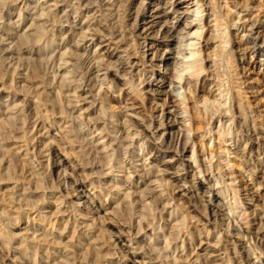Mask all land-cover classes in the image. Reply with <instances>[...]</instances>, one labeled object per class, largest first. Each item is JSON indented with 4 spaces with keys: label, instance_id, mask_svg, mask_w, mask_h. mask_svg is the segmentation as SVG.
<instances>
[{
    "label": "rangeland",
    "instance_id": "374dc122",
    "mask_svg": "<svg viewBox=\"0 0 264 264\" xmlns=\"http://www.w3.org/2000/svg\"><path fill=\"white\" fill-rule=\"evenodd\" d=\"M117 1L119 4L116 9L120 7V11L117 16L114 12L109 24L117 22L118 19V23H124L130 27L141 7L142 0ZM180 1L145 0L148 8V24H145L146 27L140 24L138 27L140 30L136 33V35L139 34L137 41L141 47L140 44L136 45L129 52L134 62L141 61L140 56L145 55L144 61L147 64L142 65L141 61L129 70L133 71L136 83H138V70L145 71L146 77L154 72L151 80L156 79L155 84L158 85H148L149 80H146L140 85L144 96L138 97L133 92L131 84L128 83L127 77L120 72L118 76L115 72L110 73L114 89L108 93L104 92L108 87V84H105L99 91L105 105L106 119H103L97 114L100 104L95 109L97 111L85 113L82 109L71 107L75 105V102L70 103L67 99L73 97L69 96V92L64 91V93L58 89L60 82H68L72 74L68 73L64 77V68L56 71L58 51H62L64 43H67L62 38L71 36L69 28L75 25V34H79L81 27L86 29L89 23L93 22L92 25H94L96 20L100 19V12L96 14V19H91L95 12H88L86 6L82 5L76 10L81 3L80 0H0V161L2 160L0 163V264H32L31 262H36V264H46V262L47 264H69V262L71 264H141L127 261L131 256L130 252L135 251L136 248L141 254L147 250L151 251V247L161 249L164 246V242L154 243L157 236L152 238L151 235L154 233L155 226H158L159 235L164 234L162 228L166 229L165 234H167L170 226L175 223L169 214L173 207L174 210L179 209L181 217L183 215L189 217L191 221L189 223L187 221V224L195 236L199 235V229H204L206 224L212 230V234L215 233L214 235L218 236L221 231L224 234L222 237H225V232L226 234L228 231L231 233L232 223L238 222L240 232L247 235L245 241L248 237H252L247 243L250 253L252 252V258L248 264H264V59L262 60L264 52L260 51L248 37L264 24V0H203L198 6L196 5L197 0H194L192 10L196 9L202 13H191L196 14L194 17L196 22L202 19L204 28L199 29V31L203 30L202 37L192 38L195 36L193 33L195 28L192 30L193 35L186 36L180 33L181 37L185 36L180 42V58L161 61L167 53L166 50L177 44L174 41V44L166 46L163 41L159 43L154 38L158 36L159 31L163 33L167 26L168 28L176 27L178 31L184 30L187 20L191 18V15L180 16L183 14L180 12H183L187 5L185 0L182 4H178ZM56 2L59 6L66 8L71 16L72 23L64 22L66 26L64 28L60 19H57L63 16V11H58L56 18L53 16L57 10L54 6ZM125 8H128L126 13H124ZM61 18L62 21L66 20V17ZM150 26L153 27L148 30ZM146 29L148 37H145L146 33L144 34ZM160 36L162 34L158 37ZM75 39H79V35ZM82 45L87 49L80 48L78 52L84 53L86 57L95 52L98 44L84 41ZM122 49L114 51V54L126 57L127 52L120 54ZM195 50L201 51L204 59L202 66L205 69L196 79L192 76L196 69L186 68L188 63L201 59L198 54L195 57L192 56ZM157 52L158 57H153ZM173 55L176 56V52ZM167 66L170 67L166 68ZM85 67L84 64V69ZM176 68H178L177 75H175ZM190 76H192V82L185 87V78ZM172 78L174 80L170 83ZM162 79L164 82L161 81ZM90 86H85V89L96 88L94 82ZM43 90L47 92L40 94ZM97 92L94 91V93ZM171 92L178 94L179 98L185 101L181 107L188 110L183 112L182 116L186 119V134L191 137L192 142L184 152L182 159H179L180 155L176 152L181 150L180 140L185 131L181 125L174 122L177 118L169 113L171 109H174L168 103ZM79 93H82V96L85 95L83 91H78ZM203 96H208L210 100L217 98L222 102V106H219L218 102L214 104L213 109L216 113L213 116L211 109L206 111L203 103H199ZM90 101L92 97L88 95L87 103L81 101L78 104L87 108L90 106ZM54 102L57 104L55 108H53ZM38 104H40L39 107H37ZM239 104L243 109L239 107ZM163 107L164 114L161 112ZM196 110L201 120L204 118L205 123L210 121V125L205 124L204 129L198 130L197 122L193 124ZM78 115L81 118H92L95 121L100 118L98 121L101 122L99 123L100 128L106 120L112 130L113 126L118 127V124L123 122L127 116L151 119L153 125L150 130L156 138L161 137L158 142L165 140L166 150L162 152L157 149L151 150L153 147L150 143L145 146L144 150L139 147L135 148L139 156L134 162L138 169L143 171L132 174L133 181L138 182L137 186L128 188L130 192L135 191L132 198L136 203L132 206H128L131 201L125 198L128 183L125 184L124 181L134 169L125 170L124 167L127 166L125 162L123 168H114L119 171L109 172L112 166L108 161L109 153L94 151V147L91 149V144H87L89 142L87 140H94L99 135V130L88 134V127L80 125L82 121L77 118ZM209 116L213 118L209 120ZM6 119L11 120L9 121L10 126L14 130L9 128V122L6 124ZM161 120L164 121V126H160ZM191 123L192 130H188ZM80 128L84 129L78 132L79 141L85 145L82 152L78 147L79 141L78 144L72 145V137L69 133V130L78 131ZM209 128L212 129L211 136L214 139L212 140L208 133L203 142L206 149L203 150L202 135L207 133ZM25 130L29 131L26 133L29 142L23 137ZM179 133L180 139H177ZM120 135L119 133L118 136ZM152 140L155 139L152 138ZM221 145H224L222 147L225 149L222 152L219 148ZM20 146L23 147L18 148ZM225 147L230 149V153L226 154ZM207 149L215 150L216 157L212 161V170L204 174V172L200 173L203 168L200 165V159L206 158L207 160L208 157H212L207 153ZM194 150L198 158L194 160L193 156L191 161L190 157ZM116 157L118 160L122 156L118 153ZM143 158H146L147 163L152 162L146 169L153 168L156 174H144ZM123 159L129 161V155L126 154ZM164 162H171V165ZM219 162L223 166L220 171L215 168ZM227 162H230V165ZM235 162L241 165L232 166ZM182 164H192L198 179L193 180L192 173L187 181L175 179L177 166ZM161 169H167V172L159 171ZM251 172L254 173L253 176L250 175ZM115 174L119 179L117 182L114 181ZM157 176L164 180L163 185L155 182ZM165 180L170 181L171 185L166 184ZM82 182L87 185L84 191H81L79 187ZM92 182L97 186H100L102 182V187H96V189L92 186ZM114 183L120 186L122 184L120 192L112 186ZM193 183L200 189L195 191L196 187H191ZM214 185V193L220 196L218 198L214 197V193L208 192ZM164 189L163 200L158 199L156 203L149 199L146 201L147 204L143 205L142 199L138 196L139 193L140 195L148 192L158 193ZM220 189L223 190V195H219L218 190ZM167 197L172 199L169 205H165ZM87 199L89 202H86ZM89 199L97 205L98 210L94 213H89L87 209L91 205ZM58 201L63 203L60 208L57 207L60 204ZM219 201L221 205L218 206L223 209L209 203ZM214 213L217 219L212 215ZM44 215L45 220H43ZM154 215L163 216L164 220L158 218L159 221L157 220L155 225L149 224L148 220L151 221ZM207 217L216 219L219 229L213 223L210 224ZM140 219L143 230L138 233ZM50 221L55 223L54 228L49 223ZM119 223L126 224L123 228L126 236L122 240L114 234H118V229L113 224L119 225ZM76 225L77 228H75ZM259 227L260 233L257 237L255 233L248 232L251 230L255 232ZM227 228L228 230L225 231ZM127 234H132L131 238L134 239L132 243ZM162 238L164 236L160 240ZM207 243L208 240L202 235L192 242V248L185 246L183 251L173 252L172 247L168 252H164L163 249L161 252L172 256L171 258L187 253L189 257L187 261L191 259L199 262H194V264H231L230 261L224 260L226 254L221 257L222 260L209 257ZM225 245L230 248L231 257L235 258L234 244L228 245L225 242ZM68 246L71 247L68 248ZM47 251L50 253L49 259L45 257ZM151 253L154 257L159 255ZM65 255H68L69 260L65 258ZM258 255L261 256L258 257ZM167 261L163 259L160 262V259H156L152 263L166 264Z\"/></svg>",
    "mask_w": 264,
    "mask_h": 264
},
{
    "label": "bare ground",
    "instance_id": "6f19581e",
    "mask_svg": "<svg viewBox=\"0 0 264 264\" xmlns=\"http://www.w3.org/2000/svg\"><path fill=\"white\" fill-rule=\"evenodd\" d=\"M80 1H81V3H80L79 6H77L76 10L80 9L81 6L84 5L89 10L88 12H92V11L95 12L93 14V16L91 17V19H96V14L98 12H100V19H97L96 22L94 23V25H92L93 22H92V24L89 23V25H87L86 29H84L83 27H81V32H79V34H75V30H74L75 25L74 26H71L69 28V32L71 33V36L69 38H67L66 36L62 38V40L64 42H67V43L66 44L64 43V46L62 47L64 49L62 51H60V50L58 51V54H57L58 55V68H57L56 71H58V69L64 68L63 70L65 72L64 73L65 76L64 75L63 76L66 77V75L68 73H71L72 76H71V79L68 82H66V83H64L62 81L60 82V85H59V89L60 90L58 89V91H63V92L66 91V92H69V96H71L73 98L72 99L69 98V99H67V101L70 102V103H72L71 101H74L75 102V105H72L71 107L72 108H75V109L77 108L78 110H81L82 109L84 111V113L85 112H88V111H94L97 108V106L100 104V108L97 109V110H99L98 111L99 113H97V114L101 115L102 116L101 118L106 119V117H105L106 116V114H105L106 112L104 110L105 105H104V101L102 99V94H99V91H101V89L103 88V86L105 84H108V87H107V91L105 90L104 92L108 93V91L110 92L111 89H114L113 82H111V79H110V73L115 72V75L118 76V73L120 72V73L123 74L124 77H127L126 79L128 80V83L131 84V88L133 89V92H135L138 97L139 96H142V97L144 96L143 95V89L140 88V85L142 83H144L146 80H149L148 85H158V84H155L156 79L153 80V81L151 80L152 75L154 74V72H152V75L151 76L146 77L147 74L145 73V71L143 72L141 70H138V73H139L138 83H136L137 80H135V75L132 74L133 71L132 70H129L130 68L132 69L135 66V64H137V65L140 64L139 62H141V61H142V65H145L146 66V64H147L146 61H144L145 55H144V57L143 56L142 57L140 56V60L141 61L134 62L133 60H131V57L132 56H131V54H130L129 51L132 49V47L140 44L137 41V37H139V34L136 35V33L140 30V28H138L140 24H142L140 26H144V27H146V25L148 24V22H147L148 8H147V6L145 4V0H142L141 1V7L139 8L138 12L135 15L133 24H131L130 27H129L128 25H126L124 23H118V19H117V22H114V23H110L109 24V22H111L110 20L112 19V18L110 19V17L115 14L114 12H116V16H117L118 15V11H120V7H119V9H116L117 8L116 6L119 4V1H117V0H96V2H95V0H80ZM182 1L184 2V0H181L178 4H182L183 3ZM185 1H186L187 5H185V10L183 12H180V13H183L180 16L182 17V15H184V16L185 15H191V18L187 20L186 25L184 27L185 28L184 29L185 31L184 30L178 31V30H176V27L175 28H168V26H167V28L165 29V31L163 33H161L159 31L158 36L160 34H162V36H160V37L157 36V37L154 38L159 43H162V41H163V43L166 44V46H168L169 44H174V41H176V44H177V45H174L175 47H171V48H169V50H166L167 53H166V55H165L164 58H161V61L171 60V59L173 60V59L180 58V56H179V54L181 53V48H180L181 47V43L180 42H181V38H184L185 37L184 35L190 36V35H193V33H194L195 36L192 37L194 39H200L202 37V35H203V30L199 31V29H203L204 28V26H202V19H199L198 22H196V20H194L195 15L196 14H199V13H202V12L201 11H198L196 9H193L192 10V7H193L192 4L195 2L194 0H185ZM201 1H203V0H197L196 1V5L198 6ZM54 6H56L57 10H56L55 13L53 12L54 13L53 16L56 18L57 15H58V13L60 11H63V13H62L63 16H61V17H66V20L65 21H62L61 20L62 18L60 16L57 19L58 20L60 19V23L63 24V26H62L63 28L66 27V26H64V22H69L70 23L71 22L70 21V17L71 16L68 14L66 8L59 6V3L56 2L54 4ZM120 6H122V4H120ZM127 9L128 8H125V10H124L125 12L124 13H126V10ZM191 12H196V14H193ZM107 17H109V18H107ZM124 17H126V15ZM58 20H55V21L57 22ZM116 23H117V25H116ZM110 26H111V28H110ZM151 27H153V26H150V28H148V30L151 29ZM193 28H195V30L192 33ZM148 30L146 29V31L144 32V34L146 33V36L145 37H148V35H149V34H147ZM251 30L253 31L254 29H251ZM255 31H256V29H255ZM141 33H142V31H141ZM180 33H183L184 34L183 35L184 37H181L180 36L181 35ZM63 34H64V32H63ZM78 35H79V39H75V37L78 36ZM254 35H255V37H254ZM248 37L255 44V46L258 47V49L260 51L264 52V24H262L261 26H259V29L256 32L253 31L251 34H249ZM84 41H87V42L88 41H92L93 43H97L98 44L97 45V49L98 50L96 49L95 52L92 55L89 54V55H87L85 57L84 56V53H79L78 52V50L80 48H84V50L87 49L86 46L84 47L82 45V42H84ZM140 47H141V44H140ZM111 49L113 51H111ZM120 49H122L121 52H120V54L122 52H127L126 57H124L122 55L114 54V51H119ZM157 51H158V49H157ZM175 52L177 54L176 56L173 55ZM138 53L141 54L139 51H138ZM196 54H198L199 57H201V59H197V60L192 61V62H190V63H188L186 65V68H188V69H194V68L196 69L192 73V76L195 79L196 78H199L200 75H201V73H203L205 71V69L202 66L204 59L202 58L201 51L195 50V52L192 53V56L195 57ZM154 56H157L158 57V52H157V54L155 53L153 55V57ZM263 59H264V57L262 58V60ZM133 62H134V64H133ZM84 64L86 65L85 69H84ZM175 65H177V64H175ZM70 67H71V69H68ZM169 67L170 66H167L166 68H169ZM142 70H143V68H142ZM177 70H178V68H176L175 75H177V73H178ZM192 76L185 78V81H184V86L185 87L188 86L192 82ZM24 77H25V75H24ZM177 78L179 79L181 77H177ZM62 79L65 80V78H62ZM173 80H174L173 78H172V80L170 79V83H172ZM161 81L164 82V79H162ZM93 82H94V86L96 85V88L97 89L96 88L95 89L90 88V87H93V86H90ZM174 82H177L178 83V81H174ZM85 86H90V87L88 89H85ZM31 88L32 87H30V89ZM189 89H190V87H189ZM45 91L46 90H43L42 92H40V94L44 93ZM78 91H83V94H85V95L82 96V93L81 94L80 93L78 94ZM94 91H98V92L97 93H94ZM70 92H72V93H70ZM88 95H90V98L92 97V101H90V106H92V108L90 106L87 107V108L86 107L84 108L83 106H79L78 103H80L81 101H86V103H87ZM170 95L171 96L169 97V102L168 103L171 104V107H173L174 109H171L169 111V113L173 114V116L175 118H177V119L174 120V122L175 123L177 122V124L181 125V127L184 128V131H185L182 134L181 140H180L181 143H182L181 150L179 152H176V154L180 155V158L179 159H182L183 158L182 156H183L184 152L188 149V146H190L191 145V142H192L191 137L188 134H186V131H187L185 129L186 128V124H185L186 119H185L184 116H182V113L183 112H187L188 110L186 108H182L181 107L182 104L185 103V101L183 99L179 98V95L178 94H176L174 92H171ZM97 101H99V102L97 103ZM201 102L203 103L204 108H205L206 111H209L210 109L213 111V112H211L212 113V116L216 113V110L214 111V109H213L214 104L216 102H218L219 103V106H222V102L219 101L217 98H215L214 100H210L208 96H203L202 99H201V101L199 103H201ZM241 104H239V107L243 109V107H241L242 106ZM39 105L40 104H38L37 107H39ZM56 106H57V104H56V102H54L53 103V108H55ZM196 108H193V109L195 110ZM15 109H17V108H15ZM97 110H95V111H97ZM17 111H18V109H17ZM217 111H218V107H217ZM80 112H82V111H80ZM161 112H162V114H164V112H165L164 107L162 108ZM87 115H89V114H87ZM198 115H199L198 110H196V116L194 117L193 124L195 125L196 122L198 123L197 124L198 125V130L199 129L200 130L201 129H204L206 127L205 124L210 125V121H208V123H205V119L203 118L204 121H203V119L201 120ZM212 116H209V120H210V118H213ZM113 117H115V115H113ZM77 118H79V120L82 121V123L80 125H86L88 127V130H87L88 131V134H90V133H92V132H94L96 130H99V135H97L94 138V140H91V139L90 140H87V142L89 141L87 144H91V149H92V147H94V151H98L99 153H105L106 152V154L109 153L108 156L110 157V159L108 161L110 162L109 165H112L109 168V172L119 171V170H114V168L115 167L118 168V169L123 168L125 162H127V164H126L127 165L126 166L127 168L124 167L125 170H127V169L128 170H131L130 168H133L134 169L133 172L129 173L126 176V178H125L124 183L125 184L128 183V187H126L127 189L129 187L132 188V186L135 187V186L138 185V182L135 183L133 181L132 174H134V172H141V171H143V170L140 171V169H138V166H137L136 162H134V160L139 156L138 154H136V151H135L136 149L135 148H138L139 147V148H141V150H144L145 146L146 145L148 146V143H150V145L153 147L151 150L157 149L158 151H161V152L166 150L165 149V144H166L165 143V140L163 139L161 142H158V139H161V137L156 138V136L154 135V133H152V130H150V128H152V125H153V122H152L151 119H150L151 120V122H150L149 119H148L149 120L148 121L145 118L139 119V118H136L134 116H127L124 119L123 122H121L120 124H118L119 126L117 125L119 128L113 126V130H112V129L109 128V123H107L106 120H104L103 127L100 128L99 123H101V122H98V121H100V118L97 121L93 120L92 118L90 119L88 117L87 118L86 117L81 118L80 115H78ZM9 121H11V120H9ZM9 121L7 120L6 124H8ZM101 121H102V119H101ZM10 123L11 122H9V128L11 127L10 126L11 125ZM65 123H67V122H65ZM58 124H59V122H58ZM55 125H53V126H55ZM160 126H164V121L163 120L160 121ZM23 127H24V125H23ZM11 128H13V127H11ZM187 129L188 130H192V123L190 124V126ZM13 130H14V128H13ZM74 130H69L70 136L72 137L71 138L72 145L73 144H76L79 141L78 132L84 131V129H82V128L78 129V131H76V129H74ZM28 132H26V130L24 131V136L23 137L26 138V141H28L27 140L28 139V136L26 135V133H28ZM119 133L121 134L120 136H118ZM208 133L210 134L211 139L212 140L214 139L213 136H211L212 129L209 128L208 131H207V133H204L202 135V141H201L202 142V145L204 144L203 142L205 141V138L207 137V134ZM218 133H220V132H218ZM111 134H114V135H111ZM100 135H103V136H100ZM152 138H154L155 140L157 139V140L156 141L155 140H152ZM177 139H180V133L178 134ZM95 141H97V142L94 143ZM79 142L80 143H79L78 147L81 148V152H82L83 151L82 149L84 148L85 145H83L81 141H79ZM116 142H117V144H115ZM222 143H224V142H222ZM29 144H31V143H29ZM49 145H48V147H49ZM222 146L224 147V145H221L219 147L221 149L220 152H222V151L225 150V149H223ZM22 147L23 146H20L18 148H22ZM99 147H101L102 149L98 150L97 148H99ZM202 148H203V150L206 149V147L204 145L202 146ZM47 149H49V148H47ZM28 150H30V149H28ZM226 150H227V153L226 154L230 153V149L229 148H226ZM110 152H112V153H110ZM214 152H215V150H213V149H207V153L211 154L212 157L211 158L208 157L207 160H206V158L204 160L203 159H200V163H201L200 165L203 166V168L201 169L200 173H203L204 172V174H206V172L212 170V165H213L212 161L216 157V155L214 154ZM74 153H75V151H74ZM118 153L122 157H119L118 160H116L117 159L116 155H118ZM126 154L129 155V158H130L129 161L123 159V157H125ZM193 156H194V158H193ZM190 158H191V161H192V158L194 160L198 158V155H197V153H196L195 150L193 151L192 156ZM4 160H6V159H4ZM1 161H0V163H1ZM65 161H68V160H65ZM113 162H114L115 165L113 164ZM151 163L152 162L147 163L146 158L143 160L142 166H143V169L145 170L144 174H146V175H151V174L154 175V174H156L154 172L153 168L146 169V167L149 164H151ZM164 163H167V165H168L171 162H169V163L168 162H164ZM227 163H228V165H230L229 164L230 162H227ZM90 164H91V162H90ZM208 164H210V166H208ZM236 165H237L236 162L232 164V166H236ZM240 165L241 164H238L237 166H240ZM177 167L178 168L176 169L177 171L175 172V175H176V178L175 179L187 181L188 180V177L190 176L191 173L193 175V180L198 179V176L196 175V171H194V169L192 168V164L191 165L190 164L189 165L182 164L181 166L178 165ZM222 167L223 166H221V162H219L215 168H217L220 171V170H222ZM163 170L164 169H161L159 171H163ZM165 171L167 172V169H165L164 172ZM253 174H254L253 172L250 173L251 176H253ZM142 175H141V179L143 177ZM221 175H222V172H221ZM114 176H115L114 177V181L117 182L119 180L116 177L117 174H115ZM158 176L155 179V182L156 183L158 182V183H160V185H163L164 184V180L159 179ZM165 183L171 185V182L170 181L165 180ZM201 183H202V181H201ZM260 185H261V183H260ZM86 186L87 185L85 184V182H82L79 185V187L81 188V191H84V188H86ZM92 186H94V188H96V187H100L101 188L102 187V182H101L100 186H97L96 184H94V182H92ZM112 186L114 188H117L118 189V192H120L119 189L122 188V184L120 186V185H118V183H114ZM191 187H196L195 188V191H197L198 189H200L199 187H197L195 185V183H193V185H191ZM72 189H74V186H72ZM75 190H77L76 187H75ZM129 190L130 189H128V191L125 192V198L128 199V200H130L132 202V203L130 202L128 204V206H130V205L132 206V204L136 203L135 199L132 198V196H133V194H134L135 191L134 192H130ZM164 191H165V189L163 191L161 190V192H158V193H156V192L155 193H149L148 192V193H142V195H140L141 193H139L138 196L142 199V202L144 203L143 205H146L147 204L146 201L149 200V199H151V202L153 201L155 203H156V201L158 199H162L163 196H164ZM208 192L214 193L215 192V185L213 187H211ZM218 192H219V195L220 194H222V195L224 194L223 190H221V189L218 190ZM118 194H120V193H118ZM196 194H200V193L197 192ZM214 197L215 198L216 197L218 198L220 196H218V194H215L214 193ZM131 198H132V200H131ZM138 200L141 202L140 199H138ZM170 200H172V199H169L168 198L167 201H166V203H165V205H167V204L169 205L170 204ZM86 202H89L88 199H87ZM59 203H60L59 205H57V204L56 205H57V207L59 206V208H60V207H62V204L63 203H61V201ZM90 203H91V205L90 206L87 205L88 206L87 209H88L89 213H94L96 210H98V209H96V206L97 205H94V202L92 201V199L90 200ZM209 203H212L213 205L219 207V209L221 208L220 206H218V205H221V202L220 201L218 203H213V202H209ZM123 205H124V203H123ZM18 209L20 210V207ZM221 209H223V207ZM65 210H67V209H65ZM173 210H174V207H173ZM173 210L169 214H170V218L172 219V221L175 220V223L172 224L171 226L169 225L170 228H169V231L167 232V234H165V230L166 229L165 228L163 229L161 227L162 228L161 230H162V232L164 234L163 235H159V233L157 232L158 226L157 227L155 226L153 228V230H154L153 232L154 233H153V235H151L152 238L157 236V239L155 240L154 243L157 244L158 242H164V246L161 248V249H163L164 252L165 251H167V252L170 251L172 247H173V252L183 251V248L185 246H189L188 248H192L191 247L192 246V242H194V240H196L197 238L202 237V235H203L205 237V239L208 240L207 248H209V253H210L209 257L210 256L211 257H214L215 258L214 260H222L221 257L226 254V259H224V258L223 259L230 261L231 264H248V262H250V259L252 258V256H251V253L252 252L250 253V251L248 249V244L247 243H248V241L250 239H252V237L251 236L248 237L247 241H245V237L247 235H244V234H242L240 232V225L238 226V222H236V220H235L236 224H233L232 223V228H231L232 231H231V233H228L229 232L228 231L227 234H226V232H225V237L228 236L230 239H227L228 237H226V238L224 236L222 237V235H224V234L221 231L219 232V235L218 236L217 235H214L215 233L212 234V232H211L212 230L209 229L206 226V224H205L204 229H199V232H200L199 235L198 236H195L194 233H193V231L189 229V227H190L189 224H187V221H188V223H189V221H191L189 219V217L187 215H183L181 217L179 215V209H175L174 211ZM181 212H182V210H181ZM63 213H65V211ZM38 214H40V213H38ZM42 214L43 213H41V215ZM212 215L214 217L217 216L215 213L212 214ZM44 217L46 218V216L45 215L43 216V220H45ZM72 217H73V215H72ZM158 218H160L162 220L163 219V216L158 217L157 215H154L152 217V220L151 221H150V219L148 220L149 221L148 223L155 225L156 222H157V220H158ZM178 218H180V219H178ZM206 219L208 220V222H211L210 224L213 223L214 225H216L215 227L218 228L217 227L218 226L217 225L218 223H216L217 217H216L215 220H213L212 218H209L208 219V217ZM231 222H232V220H231ZM49 223L52 224V226L54 228L55 223L52 222V221H50ZM248 223H250V221ZM260 223L262 225V220L260 221ZM260 223H259V225H260ZM229 224H230V222L228 223V228H229ZM92 225H93V223H92ZM92 225L89 224V226H92ZM113 225L115 227H117V229H118V232H117L118 234H116V233H114V234L116 235V237L119 240H122V238L126 236L125 231L123 229L126 224L124 225L123 223H121V224L119 223V225H116V224H113ZM127 225H129V224H127ZM138 225H139L138 233H140L143 230V226H142L141 219L138 221ZM198 226L199 225L197 224L196 225V228L197 229H198ZM45 227H46V225H45ZM75 228H77V225H76ZM228 228L225 229V231H227ZM259 229H260V227L258 228V230L256 229L255 232H253V230H251V231H248L247 230V231L250 234L255 233V235L257 237L258 234L260 233V230ZM83 230H84V228H83ZM45 231H46V229H45ZM58 235H59V233H58ZM85 236H86V234H85ZM128 236H129L128 238H130V240L129 239L128 240L130 241V243H132L134 241V239L131 238L132 237V234H129ZM162 236H164V238H162L160 240V238ZM256 237H253V239H256ZM152 238H151V241H152ZM233 238H234V240H233ZM87 239H88V237H87ZM76 241H79V240H76ZM225 242H227L228 245H230V243L234 244L233 254H234V257L235 258L231 257L230 248H228L227 245L224 246V243ZM129 246H132V244H129ZM259 246H260V244H259ZM69 247H71V246H68V248ZM142 248H144V247H142ZM188 248H187V250H188ZM75 249H76V247H75ZM150 249H151V251L147 250V251H144L143 253L140 254V253L137 252V250L135 248L134 249L135 251L130 252L131 256L128 258L127 261L128 262H131V263L132 262L133 263L134 262H138V263H141V264H147V262H148V264H153L152 261H154L156 259L157 260L160 259V262L163 261V259L165 260V262L168 260L166 264H194V262H195L194 260L192 261L191 259H190V261H187L188 258H189L187 253H184L183 255H180L179 257L177 255L176 257L171 258L172 256H169L168 254H163V252H161L162 250L159 249L158 247H151ZM151 252L158 253L159 255L157 257H154ZM45 255H46L45 257L47 259L50 258V253L48 251H47V253ZM140 255L142 257H140ZM260 256L261 255H258V257H260ZM61 258H63V256ZM65 258L68 259V255H65ZM138 258H142V259L140 260ZM121 260H120V262H121ZM58 262H60V261H58ZM196 262L199 263L198 261H196ZM31 263L32 264H34V263L36 264V262H31ZM88 263H90V262H88ZM46 264H47V262H46ZM69 264H71V263L69 262ZM97 264H99V263H97Z\"/></svg>",
    "mask_w": 264,
    "mask_h": 264
}]
</instances>
